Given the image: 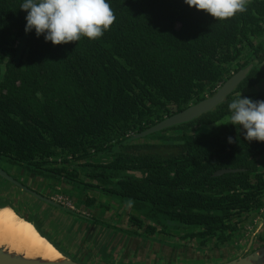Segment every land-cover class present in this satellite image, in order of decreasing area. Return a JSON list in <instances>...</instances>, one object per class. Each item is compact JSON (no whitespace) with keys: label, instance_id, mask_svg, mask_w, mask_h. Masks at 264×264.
<instances>
[{"label":"trees","instance_id":"1","mask_svg":"<svg viewBox=\"0 0 264 264\" xmlns=\"http://www.w3.org/2000/svg\"><path fill=\"white\" fill-rule=\"evenodd\" d=\"M22 2L0 0V160L111 195L145 233L132 234L184 230L200 248L244 234L264 206V142L216 123L234 98L264 100V0L223 21L184 0H109L102 37L60 45L25 32ZM251 65L213 109L137 137Z\"/></svg>","mask_w":264,"mask_h":264},{"label":"rangeland","instance_id":"2","mask_svg":"<svg viewBox=\"0 0 264 264\" xmlns=\"http://www.w3.org/2000/svg\"><path fill=\"white\" fill-rule=\"evenodd\" d=\"M262 82L261 85L264 87V79ZM20 177L25 183L30 185L33 190L35 189L41 192L42 184L44 183L47 185V182L40 176L34 177L33 175H26ZM52 184L54 191L50 192V196L56 201L65 198L64 202L70 205V208L77 211L78 207L77 204H75L78 200L77 192L64 183L54 182ZM50 186L51 185H48L47 187ZM45 193L47 194V192ZM91 193L93 195L96 194L94 192ZM66 196H68L69 202L66 201ZM4 202L16 205L19 210L18 212L21 214L23 212V214H27L30 210L38 213L40 216L38 214L37 216L42 221V232L54 243V245L61 248V252L75 260L85 261V263L88 264H169V262L172 261L170 258L173 256L169 248H166L165 252L161 250L159 255L158 246L160 245V241L155 240V238H141L128 232L131 230V226L128 222L129 209L126 211L125 208L120 209L116 206L109 209L106 213L96 212L97 218L106 225L96 223L87 224L86 222H82L83 220L80 218L72 220L61 213H55L52 209H49V215L48 212L43 211V207L48 208L43 203L32 198L20 188L10 184L7 185L6 182L0 179V206L5 207L6 205H3ZM82 212L90 216L92 215L89 214L91 212L86 210ZM51 216L53 218L51 220L57 221L58 223L55 225L63 228L64 233H59L55 229V225L53 226V224H50V222L52 223V221H50ZM42 219H44V221ZM69 224H71V226H69ZM114 226L121 229H116ZM170 239H174L173 241H175L177 238L174 237ZM243 243H246V241H243ZM258 244L253 245V247L258 246ZM232 250L233 249H231V251ZM242 250L243 247L237 253ZM228 252L229 250H224V256L220 258L215 257V259H211V257L202 259L210 263L221 259L225 260L228 258ZM192 253L193 252H188V255ZM194 256L202 257V254L199 253L198 256L195 253ZM197 257L196 259H198ZM184 259V257L178 258L173 264H180L178 261ZM185 264H194V261L185 260Z\"/></svg>","mask_w":264,"mask_h":264},{"label":"clouds","instance_id":"3","mask_svg":"<svg viewBox=\"0 0 264 264\" xmlns=\"http://www.w3.org/2000/svg\"><path fill=\"white\" fill-rule=\"evenodd\" d=\"M204 10L215 20H227L247 11L248 0H184ZM20 9L27 15L25 32L33 30L54 45L80 41L82 37L96 40L113 25L116 17L109 0H23ZM228 121L239 128L244 140L264 142V100L240 96L228 104ZM234 143L233 137H228Z\"/></svg>","mask_w":264,"mask_h":264},{"label":"flooded vegetation","instance_id":"4","mask_svg":"<svg viewBox=\"0 0 264 264\" xmlns=\"http://www.w3.org/2000/svg\"><path fill=\"white\" fill-rule=\"evenodd\" d=\"M264 79V78H263ZM263 82H261L260 84H262ZM236 88V87H235ZM233 92V91H232ZM244 94V93H243ZM264 155H261L258 158V161L260 162V166L261 164L263 165V162L261 161V157ZM0 167L2 169H4L9 175L13 176L16 180H18L20 183H22L23 185L27 186L28 188H30L31 190H33L32 187H30V185H28L27 183H25L22 178L20 176H26V175H31L29 173H27L24 169H22L21 167L15 166L14 164H11L7 161H1L0 160ZM264 167V165H263ZM35 177V176H34ZM43 178V177H42ZM44 181L47 182V185H45L44 183L42 184V190L41 192L38 190H33L35 192H37L38 194L42 195L45 198H48L54 202H57L65 207H70V205H68L67 203L64 202L65 198L63 200L59 199V200H55L50 196V192L54 191V187L52 183H59L56 181H52V180H48L43 178ZM60 183H64L66 185H68L69 187H71L69 184L65 183V182H60ZM48 185H51L50 187H47ZM76 192H77V196H78V200L75 202V204H77L78 210L77 212L79 214H81L82 216L88 217V218H94L96 220H98L99 222H101V220H99L96 215V212H100V213H106L109 209L118 206L120 209L125 208V210L127 211L129 209V217L131 214H133V210L131 209L130 206L128 205H123V203L115 200L111 195H108L104 192L98 191V190H87V191H81L78 190L74 187H72ZM50 190V191H48ZM47 192V194L45 193ZM91 192L96 193L95 195H93ZM46 195H44V194ZM51 197V198H50ZM88 198H93L94 201L92 203H86V200ZM58 199V198H57ZM66 201L69 202V198L68 196H66ZM92 204V205H89ZM104 206H103V205ZM3 205L9 206L11 207L14 211H16L17 214L21 215V217L29 220L30 222H32L33 224H35L37 226V228L40 231H43L41 228V224L42 221L38 218L37 214L35 211L30 210L27 214H21L19 213L16 205H14L13 203H5ZM21 207V205H20ZM88 211L91 212L89 214H92L91 216L88 214L83 213L82 211ZM26 213V212H25ZM39 215V214H38ZM40 216V215H39ZM242 218H244V223L242 224V226L245 227V231L244 234L238 233L237 236L234 238L233 241H231L228 245H222L220 248H215L213 244H208L206 247H198L196 240H192V239H183V235L186 233V231L182 230V231H167L166 234L163 233H155L153 235L150 236H140V235H136L138 237L141 238H155V240L160 241V245L158 246V252L160 255V252L162 250V252L166 251V248H169V250L172 252V258H170L169 264H173L175 262V260H177L178 258L184 257L186 259H196L197 256H194L195 253L199 256V253L202 254V257H197L198 259H202V258H211V259H215V257L220 258L221 256H224L223 251L224 250H229L228 252V257L235 255L241 248H242V243L243 241H246L247 244H249L253 238V245L258 244V246L260 244L264 245V206L256 211H252L250 213H246L242 216ZM44 221V219H42ZM129 225L131 226V230L128 231L130 234H132L131 232H139L140 234H145L143 229H138L136 226H134L132 224V222L130 221V218L128 220ZM99 224V223H97ZM106 225L103 222H101V225ZM116 229H121L119 227H115ZM177 238L175 241H173L174 239H170V238ZM249 240V241H248ZM258 246H256L255 248H257ZM231 249H233L231 251ZM188 252H193L191 255H188ZM217 253V254H214ZM166 255V254H165ZM212 255V256H211ZM217 255V256H214ZM155 256V255H154ZM214 256V257H213ZM167 257V256H165ZM159 258V257H156ZM166 260V259H165ZM204 260V259H202ZM79 261V260H77ZM82 263H85V261H79ZM86 264V263H85Z\"/></svg>","mask_w":264,"mask_h":264},{"label":"water","instance_id":"5","mask_svg":"<svg viewBox=\"0 0 264 264\" xmlns=\"http://www.w3.org/2000/svg\"><path fill=\"white\" fill-rule=\"evenodd\" d=\"M251 68L252 65L238 72L235 76H233L224 84V86L219 90V92L215 96L203 100L202 102L196 105L190 106L189 108L183 110L182 112L164 120L163 122L159 123L158 125L149 129L148 131L138 135L137 137H143L145 135L160 131L166 127L178 123L187 122L189 120L196 118L202 113L213 109L215 106L221 103L226 98L227 95L232 93V91L238 85L240 80L247 75V73ZM230 171L231 170H221L217 173L222 174ZM0 179L6 182L7 185L10 184L20 188L22 191L29 194L32 198L36 199L40 203H43L48 208L43 207L42 209L44 212H48L49 215H50L49 209H52V211H54L55 213L58 214L61 213L62 215L72 220H76L80 218L83 220L82 222H86L87 224H94L93 222L89 221L88 217L82 216L76 210L70 207H65L31 190L30 188H28L27 186L23 185L18 180H16L13 176L9 175L1 167H0ZM1 207L4 206H0V208ZM51 219H53L52 216L50 217V221H52V223L50 222V224H53V226L58 223L57 221ZM69 226H71V224H69ZM54 227L59 233H64L63 228L58 227V225H55ZM40 234L43 235L41 232ZM43 236L47 238L46 235ZM47 239L53 244L54 248L57 249L58 255L56 257L47 258L42 255H32L29 254L27 251H20L18 249L13 248L9 243H1L0 264H85L65 255L63 252L60 251V248L58 246L54 245V243L49 238ZM253 241L254 240L252 238L251 242L248 244V248H244L236 255L226 258L225 260L221 259L212 263H210L209 261H204V262L194 261V264H264V245L260 244L257 248H255L253 247ZM180 264H185V261H182Z\"/></svg>","mask_w":264,"mask_h":264},{"label":"bare ground","instance_id":"6","mask_svg":"<svg viewBox=\"0 0 264 264\" xmlns=\"http://www.w3.org/2000/svg\"><path fill=\"white\" fill-rule=\"evenodd\" d=\"M9 243L13 248L32 255L54 258L58 251L32 222L19 216L11 207L0 208V244Z\"/></svg>","mask_w":264,"mask_h":264},{"label":"crops","instance_id":"7","mask_svg":"<svg viewBox=\"0 0 264 264\" xmlns=\"http://www.w3.org/2000/svg\"><path fill=\"white\" fill-rule=\"evenodd\" d=\"M261 161L263 162V165H264V156L261 157ZM242 247H243V249H244V248H248V244H247V242H246V243H242ZM235 255H236V254H235ZM232 256H234V255H232ZM232 256H231V257H232ZM228 258H229V257H228ZM185 260H193V261H197V262H201V261L204 262V261H205V260H202V259H186V258H185L184 260H182V261H185ZM180 261H181V260H180ZM180 261H178V262H180ZM182 261H181V262H182ZM181 262H180V263H181Z\"/></svg>","mask_w":264,"mask_h":264}]
</instances>
